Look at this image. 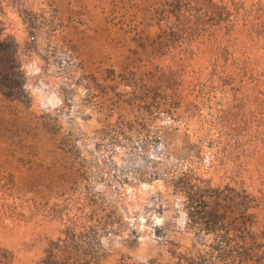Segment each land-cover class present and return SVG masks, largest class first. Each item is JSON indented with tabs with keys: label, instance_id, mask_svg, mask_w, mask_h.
Wrapping results in <instances>:
<instances>
[{
	"label": "trees",
	"instance_id": "16d2710c",
	"mask_svg": "<svg viewBox=\"0 0 264 264\" xmlns=\"http://www.w3.org/2000/svg\"><path fill=\"white\" fill-rule=\"evenodd\" d=\"M145 1L151 3L142 35L126 56L143 62V94L112 88L119 102L122 96L140 102L136 114L142 112L143 121L135 114L126 126L138 135L124 133L111 144L115 157L132 151L150 157L154 128L191 137L195 153L168 168L167 182L185 227L193 233L192 247L170 241L159 256L143 259L109 250L106 239L122 229L124 212L132 217L126 199L140 204L132 198L140 197L139 190L135 195L122 186L134 179L115 175L125 161L111 156L104 158L106 173L100 170L108 178V190L96 192L76 181L71 196L48 205L41 215L46 233L34 240L42 242L41 249L47 247L41 255L27 250L37 246L29 245L30 233L17 241L20 225L23 231L30 229L19 217L24 206L16 203L12 189L1 190L0 264H264V0ZM43 2L0 0V52L15 51L9 32L16 23L25 27L29 47L36 42ZM119 68L107 69L106 77L118 76L124 88H133L137 74L129 63ZM114 114L123 125V116ZM112 125L106 121L105 126ZM157 163L150 171L141 167L134 182L158 180ZM155 210L159 212L147 209L146 214ZM19 245L26 250L17 249Z\"/></svg>",
	"mask_w": 264,
	"mask_h": 264
},
{
	"label": "rangeland",
	"instance_id": "374dc122",
	"mask_svg": "<svg viewBox=\"0 0 264 264\" xmlns=\"http://www.w3.org/2000/svg\"><path fill=\"white\" fill-rule=\"evenodd\" d=\"M149 3L44 0L39 5L42 14L36 22V42L31 47L22 22L10 25L16 49L0 52V191L12 189L16 203L24 206L26 217L22 216L23 211L19 217L29 222L30 229L23 231L20 225L17 241L22 242L30 233L29 245L37 246H28L27 250L34 255H41V250L47 248L41 249L42 242L34 240H41L40 232L46 233L41 215L46 214L48 205L57 198L71 196L76 181L95 187L96 192L108 190V178L102 177L101 172L106 173L104 158L115 157L113 139L125 136L124 133L133 138L138 135L134 129L129 131L126 123L133 121L140 102L126 96L121 97L123 103L119 102L120 97L112 88L126 95L135 89L137 96L143 94L139 91L143 62L127 60L126 56L136 47L134 40L142 35ZM13 15L10 17L17 21ZM7 27L9 23L1 31ZM126 63L137 74L138 82L133 88H124L118 76L106 77L107 69L120 70V65ZM114 113L123 116V125ZM141 114L136 115L143 121ZM107 120L113 123L112 127L105 126ZM153 134L157 137L150 157L134 151L115 157L125 161L123 169L115 174L124 180L129 174L136 181L141 167L158 162V180L151 184L123 182L131 194L139 190L141 198L133 194L132 198L140 204L132 205L129 194L126 207L132 217L124 212L121 232L113 230L106 239L112 253L135 259L159 256L170 241L187 249L194 243L192 231L185 227L184 216L176 209L167 180L168 168L191 158L195 146L184 133L154 128ZM149 203L152 206L148 207ZM154 208L159 212L146 214L147 209ZM17 249L26 250L21 245Z\"/></svg>",
	"mask_w": 264,
	"mask_h": 264
}]
</instances>
